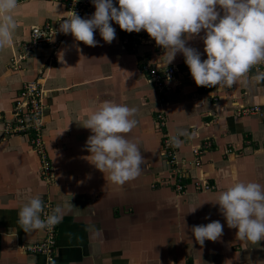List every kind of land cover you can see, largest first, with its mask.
I'll return each instance as SVG.
<instances>
[{
    "label": "crops",
    "instance_id": "obj_1",
    "mask_svg": "<svg viewBox=\"0 0 264 264\" xmlns=\"http://www.w3.org/2000/svg\"><path fill=\"white\" fill-rule=\"evenodd\" d=\"M113 4L118 7L115 0ZM217 10L223 15L219 6ZM94 12L92 4L83 18ZM9 14L16 28L11 44L0 48V264H264V240H240L215 204L217 193L233 182L264 185V84H246L242 78L232 88L202 92L182 53L167 64L165 50L144 30L135 46L124 44L114 21L111 44L99 30L94 32L95 47L71 34H55V44L34 50L15 70L10 59L30 39L31 27L56 22L66 9L57 0H18ZM203 35L186 41L202 60L207 58ZM146 63L177 68L164 93L146 81ZM37 78L47 93L43 138L56 173L51 183L40 177L39 157L27 136L2 131L20 86ZM105 101L136 109L137 124L123 135L137 145L144 160L140 175L123 185L96 169L86 149L92 133L83 126ZM253 106L259 112H239ZM165 136L175 142L179 160L191 159V147L199 141H211L198 168L189 172L208 179L213 189L196 192L188 186L186 193H177L173 184L164 182L170 176L162 154ZM37 196L61 205L51 262L25 249L43 231L25 233L17 223L18 210ZM215 220L224 226L222 236L197 243L192 227Z\"/></svg>",
    "mask_w": 264,
    "mask_h": 264
},
{
    "label": "clouds",
    "instance_id": "obj_2",
    "mask_svg": "<svg viewBox=\"0 0 264 264\" xmlns=\"http://www.w3.org/2000/svg\"><path fill=\"white\" fill-rule=\"evenodd\" d=\"M91 2L95 12L90 17L81 18L71 11L60 19L59 31L95 47L96 30L105 43L111 44L115 39L116 31L110 23L114 21L128 33L146 31L165 50L167 64L182 53L197 86L232 88L242 78L246 84H264V72H251L264 64V0H117L118 7L113 0ZM17 5L18 0H0V48L11 44L16 22L9 13ZM202 31L207 56L203 60L199 51L186 46L188 39ZM135 112L127 105L105 101L89 114L83 126L92 133L86 140L91 164L103 174L107 172L108 180L114 184L123 185L141 172V151L123 135L136 126ZM215 204L227 226L237 229L240 240H264V185L233 182L217 193ZM60 208L58 204L42 219L43 201L33 197L18 210L17 223L25 233L54 227L61 219ZM223 227L215 220L193 226L191 231L195 241L203 245L206 240L217 241Z\"/></svg>",
    "mask_w": 264,
    "mask_h": 264
},
{
    "label": "built area",
    "instance_id": "obj_3",
    "mask_svg": "<svg viewBox=\"0 0 264 264\" xmlns=\"http://www.w3.org/2000/svg\"><path fill=\"white\" fill-rule=\"evenodd\" d=\"M57 1L62 2L66 9V15L63 18H66L71 11H75L83 18L91 10L93 4L91 0ZM115 1L117 3V0ZM61 22L62 20L58 19L56 22H45L42 25L32 26L30 29V39L22 44L21 50L11 57L10 66L15 70H20L21 62L30 56L34 50L53 44V36L55 34H63L59 31ZM120 32L124 44L130 43L135 46L139 41V33H128L121 29ZM142 68L145 72L146 81L159 93L165 92L167 82L173 80L177 72V68L173 65L160 69L155 65L146 63ZM256 69L264 71V64L256 66ZM196 87L202 92H209L213 89V87L197 85ZM46 98L47 93L40 78L23 82L14 100L10 117L3 123L2 131L4 134L27 136L31 148L39 157L40 177L47 183H51L54 181L56 173L49 160L43 138L44 114L47 107ZM259 110L258 106H253L244 107L239 112L249 114L259 112ZM158 118L162 119V114H159ZM159 124L162 126L163 122H159ZM209 148H211V141L204 139L191 147V159L179 160L177 158L175 142L169 136H165L163 138L162 154L166 164L169 166L170 176L164 182L173 184L177 193H186L188 186H191L196 192H207L213 189L214 187L208 179L191 176L189 172L190 168H198L202 155ZM41 200L43 201L44 208L41 218L44 219L53 212L56 206L47 197ZM42 231L43 237L39 241L26 246L25 249L32 253L43 254L47 261L51 262L54 259L56 251L57 224Z\"/></svg>",
    "mask_w": 264,
    "mask_h": 264
}]
</instances>
